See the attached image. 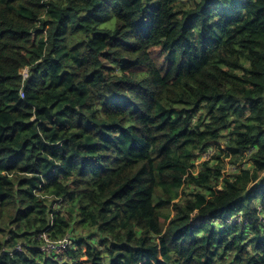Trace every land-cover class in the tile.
Listing matches in <instances>:
<instances>
[{
	"label": "trees",
	"instance_id": "16d2710c",
	"mask_svg": "<svg viewBox=\"0 0 264 264\" xmlns=\"http://www.w3.org/2000/svg\"><path fill=\"white\" fill-rule=\"evenodd\" d=\"M0 264H264V0H0Z\"/></svg>",
	"mask_w": 264,
	"mask_h": 264
},
{
	"label": "built area",
	"instance_id": "2783aa9c",
	"mask_svg": "<svg viewBox=\"0 0 264 264\" xmlns=\"http://www.w3.org/2000/svg\"><path fill=\"white\" fill-rule=\"evenodd\" d=\"M24 75V78L26 79L28 77L27 75L22 73ZM42 238L44 239L46 245L43 248V251L49 255L60 253L63 249H65L68 246L69 240L65 239L63 241H50L46 235H43Z\"/></svg>",
	"mask_w": 264,
	"mask_h": 264
},
{
	"label": "rangeland",
	"instance_id": "374dc122",
	"mask_svg": "<svg viewBox=\"0 0 264 264\" xmlns=\"http://www.w3.org/2000/svg\"><path fill=\"white\" fill-rule=\"evenodd\" d=\"M186 1H190V0H186ZM22 73H24V74H26L27 75V70L26 69H24V70H22ZM200 164V162H198L197 163V165H199ZM230 168H231V166H227V168L223 171L224 173H228V172H230ZM172 215H174V214H172ZM236 219H230V222H234ZM240 220H239V218H238V220L237 221H235L236 223H238Z\"/></svg>",
	"mask_w": 264,
	"mask_h": 264
}]
</instances>
